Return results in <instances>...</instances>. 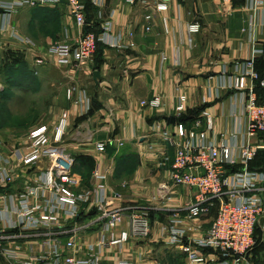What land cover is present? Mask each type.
Segmentation results:
<instances>
[{
	"label": "built area",
	"instance_id": "2783aa9c",
	"mask_svg": "<svg viewBox=\"0 0 264 264\" xmlns=\"http://www.w3.org/2000/svg\"><path fill=\"white\" fill-rule=\"evenodd\" d=\"M63 0H0L2 35L11 29L10 37L29 51L36 44L18 33L11 22L12 14L25 5H57ZM70 14L79 27H89L86 2L98 8L102 19L105 0H66ZM129 4H142L156 11H167V0H125ZM229 2L231 0H223ZM250 19L245 29L254 40L257 14L264 0L250 1ZM147 20L152 14L145 15ZM166 27V18L163 19ZM101 30L86 29L77 37L68 33L53 41L47 52L61 66L77 67L91 61L101 42L108 48L124 49L134 45L124 35L113 31L111 17L102 20ZM147 30L151 27L147 26ZM167 29V28H166ZM201 29L199 22L188 25L189 45L192 35ZM4 46V44H3ZM2 47V46H1ZM264 48L254 47L244 63L235 62L233 73L229 67L223 69L220 87L234 89L241 94L244 115L241 128L227 136L222 133L217 141L209 138L213 130V118L205 108L187 127L182 120L187 110V96H179L175 118L179 119L175 130H164L162 138L173 148L174 155H165L163 163H170V182L162 183L155 199L166 204L172 198V187L183 186L193 191L187 203V218H197L217 207V214L206 234L198 239L186 238L179 227L184 221L181 209L174 208L164 232L171 244H179L189 261L195 264H255L251 251L256 245V228L264 229V170L252 168L264 142H250L264 135V94L257 92V84L264 88V75L256 69L258 55ZM163 61L166 56L163 55ZM35 63H45L43 56H36ZM178 63V61H177ZM69 100L83 107L88 113L92 101L86 89L70 86L66 90ZM142 105L158 107L161 99L154 97L141 101ZM203 122L205 127H201ZM68 119L61 118L52 131L46 124L30 130L28 152L22 157L20 167L28 174L36 173L35 179L23 176L12 169V159L2 156L0 142V253L10 259L11 264H137L131 259L121 258L129 242L143 240L151 233V210L147 207H122L115 205L121 198L118 191L109 195L105 184L106 174L92 173L90 186L83 187V179L74 172L75 159L60 147L67 131ZM242 135L246 141L239 143ZM108 139L96 143V149L104 152L113 143ZM118 142V149L122 146ZM125 185V184H124ZM84 215H91L83 221ZM127 222L128 226L123 227ZM89 233L95 240L86 241ZM23 245L30 254L23 258L18 254ZM210 250L211 253H206ZM214 259L210 258V255ZM113 257L106 261V257ZM117 255L120 257L115 258Z\"/></svg>",
	"mask_w": 264,
	"mask_h": 264
},
{
	"label": "crops",
	"instance_id": "0c3cea01",
	"mask_svg": "<svg viewBox=\"0 0 264 264\" xmlns=\"http://www.w3.org/2000/svg\"><path fill=\"white\" fill-rule=\"evenodd\" d=\"M250 1L167 0L168 10L156 11L152 7L129 4L125 0H105L102 19L98 18V8L91 3L89 5L87 1L88 28L76 24L66 0L57 5H25L12 14L11 22L20 35L36 44L35 51H29L12 39L11 29L2 35L1 46L4 48L7 44L21 50L37 74L51 68L61 69L67 78L66 90L70 86L87 90L92 101L91 109L86 113L82 106L70 101L71 106L65 116L68 119L67 131L59 146L74 159V152L67 144L83 149L91 146V152L97 158L93 172L106 174L105 184L109 195L114 191H122L121 198L114 201L115 205L137 207L139 205L132 204L149 195L153 189L152 185L158 184L159 191L162 183L170 182V163H163V158L165 155L173 158L174 150L163 140L162 132H173L179 122V119L175 118V108L180 95L187 96V110L182 119L187 127L193 125V119L202 109L206 108L211 113L214 125L213 130L209 132V138L212 141H217L222 133L230 136L241 128V123L243 125L241 94L234 89L221 88L219 81L226 66L230 68L228 74H231L233 63L247 61L254 47L264 48V5L257 14L255 41L245 30L251 14ZM150 13L152 18L147 20L145 15ZM109 17L113 20V31L124 35L126 41L134 43L133 46L124 49L107 47L101 59L94 57L77 67L61 66L47 52L49 45L61 39L65 33L73 38L86 29H101L102 20ZM1 18L0 15V24ZM193 22H199L201 29L192 35L194 44L189 45L188 25ZM147 26L151 29L147 30ZM163 55L166 56L164 61ZM36 56H43L45 63L37 65ZM256 69L264 74V54L258 55ZM97 70L101 76L96 83L94 72ZM154 97L161 99L160 106L141 104V101ZM97 102L101 104L97 105ZM55 126L51 127L52 131ZM201 127H205L204 122ZM7 128L12 129V125L0 127L2 156L12 159V169L17 173L35 179V172L28 174L24 167H20L22 157L29 150L28 138L24 147L8 144L2 135V130ZM111 138L114 141L107 146L106 151L100 152L96 149V143ZM68 139H71V142ZM119 141L123 144L118 149ZM244 141L246 139L240 135L238 142ZM250 142H264V135L258 139H250ZM120 149L128 154L138 152L140 166L133 179L117 183L114 161H118V155L122 153ZM117 151L119 152L115 155ZM151 164L155 170L151 168L147 173L146 166ZM74 172L82 177L83 187L90 186L91 176L76 170V160ZM4 190L3 185H0V191ZM171 193L172 198L168 203L172 206L179 205L178 207L183 209L190 202L193 191L183 186H173ZM155 203L150 207L152 228L149 237L129 242L121 258L131 259L137 264H195L188 260L181 245L169 242L164 232V227L171 218L172 212L168 210L171 207L162 205L158 198ZM183 216L184 221L179 227L185 231L186 238L193 240L204 236L214 219L213 215L187 218L185 211ZM91 217L84 215L83 221ZM127 226L128 223L125 222L123 227ZM258 228L264 234L260 225ZM95 238L96 234L89 233L86 241ZM206 253L211 251L206 250ZM261 253L263 259L260 264H264V251ZM18 254L20 257H27L30 254L29 247L26 249L23 245ZM117 257L120 255L115 258ZM209 257L214 259L212 255ZM0 258L4 259L5 264H11L10 259L1 253ZM112 259L110 255L106 257V261ZM214 263L221 264L218 261Z\"/></svg>",
	"mask_w": 264,
	"mask_h": 264
},
{
	"label": "rangeland",
	"instance_id": "374dc122",
	"mask_svg": "<svg viewBox=\"0 0 264 264\" xmlns=\"http://www.w3.org/2000/svg\"><path fill=\"white\" fill-rule=\"evenodd\" d=\"M17 51H21V50L13 48V47H9L7 46V44L4 48L0 47V70L4 65H6L5 63L11 64V65L13 64L12 59L8 58L10 57L8 53L14 52L15 54H19L17 53ZM6 55L8 57H6ZM7 60H9V62H6ZM21 60L24 61V64L22 66L23 68L20 66L19 68L21 70L27 69L23 72L32 71L34 75L32 78H28L27 82L23 84L22 87H17V86L12 87L11 94L8 96L6 95L7 97L6 96L4 97L5 99L8 98L6 100L7 101L6 104L9 110L8 112L12 117V120H10L8 123L12 124V129L7 128L5 130H2V135L4 136L8 144L12 143L13 145L17 147L18 146L24 147L26 145L28 134L30 130H32L34 127L43 125V124H46L49 127H54L56 125V122L60 118L65 117L67 115V110H69V107L71 106V102H70L71 100H69L66 96L65 88L67 86V78L61 69L51 68L49 70H45L37 74L35 73V71L32 70V67H30L29 63L26 61L24 54L21 57ZM4 79L5 78L0 75V90L3 89L5 85H7L4 83ZM2 103H4V100L0 95V107H2L3 105ZM96 104L100 105L101 103L97 102ZM70 140L71 139H68V141ZM67 145H69V147H71L72 151L74 152V156L76 160V170L85 175L89 174L92 180V172L96 166L95 164L97 161V158H95L94 154L91 152L90 148L92 147L89 146L90 148L83 149L75 145H71V144H67ZM118 152L119 151H117L115 155H117ZM120 152L123 153L122 149H120ZM143 152L145 153V151H142V153ZM79 155H84L88 157L89 163H86L85 165L82 164L78 160ZM129 156H132V158H130V161H128L127 163L121 164L119 163V161H116V162L114 161L115 166H116L114 169V176H115V180L117 183H122L123 181L121 180L129 181L130 179H133L138 166H140V158H139L138 152H133V153L130 152ZM151 168H154L155 170V167L153 164L146 166L147 173H149ZM157 185H152L151 186V188H153L152 192L149 195H147L145 198L141 197L139 199L140 202L136 204H132V205H139L137 207H147L150 209L151 204L155 203V197L158 194ZM165 206L171 207L168 209L171 212H173L172 209L174 208L181 209L180 207H178L179 205L172 206V204L170 203L165 204ZM184 211L186 213V210L181 209L182 213ZM217 211H218V208L215 207L211 209L207 214H204V215H208L209 217L213 215V218H215ZM259 234H261V232H259ZM260 250L262 251L261 247L260 249L257 248L251 251V255L255 256V258L258 261V264H260V260L263 259V255H259V254H263L259 252ZM178 259L180 261V258ZM0 264H5L4 259L2 260L0 258Z\"/></svg>",
	"mask_w": 264,
	"mask_h": 264
},
{
	"label": "trees",
	"instance_id": "16d2710c",
	"mask_svg": "<svg viewBox=\"0 0 264 264\" xmlns=\"http://www.w3.org/2000/svg\"><path fill=\"white\" fill-rule=\"evenodd\" d=\"M87 5L88 3L86 2V9H87ZM89 5H90V2H89ZM101 29H95L94 31L96 33H99ZM107 48V46H105L104 44H102L101 42H98L97 43V50H96V53L94 55V57H97L99 59H101V56L104 52V49ZM17 53L19 54H15L14 52H11V53H8V55L10 57H8L6 55V57L8 58H11L12 61H13V64H8V63H5L6 65H4L2 68H1V72H0V75L3 76L5 79H4V83L7 84L3 87V89L0 90V95L1 97L3 98L4 100V103H2V107H0V127L1 126H9V125H12L11 123H8L10 120H12V117L11 115L9 114V110L7 108V104H6V100L8 98H4L6 95H10L11 94V88L14 87V86H17V87H22L23 84H25L27 82V79L28 78H32L34 73L32 71L28 72H23L25 70H21L19 68L23 66L24 64V61L21 60V57L23 56V53L20 52V51H17ZM22 55V56H21ZM5 57V58H6ZM10 60V59H9ZM9 60H7L6 62H9ZM100 62V60H99ZM26 67V66H25ZM23 68V67H22ZM27 68V67H26ZM28 73V74H27ZM260 75H264V74H261ZM257 92L259 93L260 96H262L264 94V88L260 87L259 83L257 84V88H256ZM6 96V97H7ZM21 123V122H20ZM113 151V150H112ZM115 151V149H114ZM129 154H126V153H121L118 155V161L119 163H127L130 158H132V156H129ZM78 160L82 163V164H86V163H89L88 162V157L84 156V155H79L78 156ZM251 167L252 168H257V169H260V170H264V166L262 165V162H261V159L259 158V156L257 155V157L254 159V161L251 163ZM89 175V174H87ZM259 232H261V234H259ZM258 234V236H257ZM255 235H256V245L253 249H257L260 247L262 248V251L264 249V234L262 233V231L258 228H256V232H255ZM263 236V237H262ZM261 245V246H260ZM261 253V250L259 251ZM258 255V254H257ZM260 255V254H259ZM253 261L255 264H258V261L257 259L255 258V256H253Z\"/></svg>",
	"mask_w": 264,
	"mask_h": 264
},
{
	"label": "water",
	"instance_id": "95a60500",
	"mask_svg": "<svg viewBox=\"0 0 264 264\" xmlns=\"http://www.w3.org/2000/svg\"><path fill=\"white\" fill-rule=\"evenodd\" d=\"M100 76H101L100 71L97 70L94 72V80L96 83L98 82V78ZM258 156L261 159L262 165L264 166V148L259 149Z\"/></svg>",
	"mask_w": 264,
	"mask_h": 264
}]
</instances>
